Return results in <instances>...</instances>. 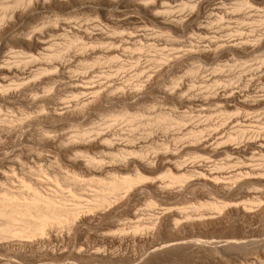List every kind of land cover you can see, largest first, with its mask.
I'll return each mask as SVG.
<instances>
[{
	"label": "rangeland",
	"instance_id": "374dc122",
	"mask_svg": "<svg viewBox=\"0 0 264 264\" xmlns=\"http://www.w3.org/2000/svg\"><path fill=\"white\" fill-rule=\"evenodd\" d=\"M162 1L163 0H155V1L154 0H128V2H127V0L126 1L122 0L121 1L122 4H119V6L115 5L116 7L115 6H106V5H101L102 6L101 7L98 4H95L93 7H88V8H87V6H84L85 7L84 8L83 5L80 6L78 4L72 5V6H70V5L58 6V7L56 6L57 8L50 9V11L48 10V11H46L44 13H40V14H39V12L35 13V15L37 14L39 18L37 17V15L36 16L34 15L33 16L34 18L31 17L30 20L28 19L30 22L28 20L25 21L22 24V27L24 26V28H26L30 32L33 29H36V28L38 29L41 27H42L41 28L42 31L43 30L45 31V32L43 31L44 33L49 32V34L51 36L48 35V33H47L46 39L47 40L49 39V41L51 40L52 43L50 41V44H53V45L49 46V50H50L49 52H52L54 49H56L58 47L57 44L58 45L61 44L60 42L63 43L64 39L66 37L63 34V31H61V30H60V33H59V31H56L58 33H56V32L52 33L50 30V27L52 28L54 20H56L54 23V25H55L57 23V21L60 22L59 19H61V21H64V20L68 21L69 25L73 26L75 28H80L81 26H82L81 28H84L83 25L84 26L90 25L89 26L90 31L95 30V32H96V30H98L99 28L102 31H103V29H106V31H108V32L104 33L105 31H103V33H104L103 35L104 36L108 35L109 39L112 37H115L117 35L119 36L120 34L121 35L119 36V38L123 34L122 40L126 36L125 37L126 39H124V41L126 40L127 42H129L130 41L129 39H131L133 37H135V39H136V37H138V39H136V41H135V39L133 38L134 41L132 40L131 41L132 43L130 42L128 44L126 41L125 42L119 41L121 43H118V41H117L115 44L117 45L116 48H119V49H117V51H116V49L114 48L115 44L111 45V46L109 44L108 45L105 44L108 41L107 40L108 38H106L108 36H105L106 40H103L104 38H102V37H104V36H102V37L97 36V38L99 37L98 39L102 38V40L106 41V42H103L104 44H93V45L89 46L86 49V51H84L85 53L83 55H80L81 57L78 56V54H76L77 51L75 48H72L68 52H66V55L64 58H66L67 61H65V62L62 61L64 63L63 65H65L62 68L64 69L66 67V69L65 70L62 69L63 71H61V68H60V70H57L58 75H61V77L57 76L58 81H57L56 76H54V75L52 76V77H54V79H56L55 82L57 81L56 83L54 82V84H53L54 85L53 90L45 91L46 90V88H44V87H46L45 83H44V86L43 85L40 86V88L43 87V89H45V90H41V89L38 90V92L43 91V92H39L40 93L39 95H44V94L48 95V96L52 95V97H50L52 99L49 98L50 101H48V103H47V101H45L47 103L46 108H45V104H44L45 102H43L44 108H45L44 111L40 110V113H39L38 109L36 107L34 108L33 106L30 107V105H28L30 108V110H29L27 104H26V106L24 105V107H26L25 108L26 110L24 108H22V109H24V112L25 111H26V113L30 112L29 113L30 117H33L34 119L30 118L32 120L27 119V120L23 121L24 123L22 124V126L19 130V131H21V135H20L19 131H18L19 132L18 134H15L16 135L15 137L12 136V139L9 137H6L8 135H3L4 137L2 136V138L0 139V144H2V146H6V147L7 146L8 147L13 146L14 148L11 147L12 152L14 151L12 153L13 156H16V158H19L20 160H22V163L19 166L28 168L29 165L27 163H24L23 161L25 159V161L27 162V157L30 156V153L32 151H33L32 153H34L36 151V149H38V151L40 150L42 154L48 153L49 155L47 154V156H50L53 154L51 151H49V150H53L51 147L39 146V145H35V144H32L31 142H29L30 139L34 140L36 135L40 131H42V130L44 131L45 128H46V130H48V129L51 130V131L48 130V131H50L51 135H56L58 137H62L64 139H69V140H70L69 137H71V140L73 139L72 136H74V139H78L77 137H80V135H79L80 133H81V137H82L85 132L87 134L90 133L89 135H87V136H90L91 134H93L95 132H103V131L109 130L110 132H112V133H110L108 131L110 134H112L111 137L114 140L121 142L123 144H127V146H129L130 148L133 147V149L138 151L137 152L138 155H139V153H143L142 154L143 161L149 160V161H151V163L153 165L155 164L154 165L155 167L151 164V167L147 168L148 170L144 167L141 168V166L137 167L139 172L142 173L143 175H145V177H146L145 178V183H147L146 187H143L142 189H140L141 191L144 189L142 192L140 191L139 193H137L138 192L137 191L136 195H134L135 198L131 197L132 195L129 196V199L130 198H133V199L129 200L128 196L124 195V196H126V199H125V197H123V199H122V200H124L123 203L125 202V204H123L124 206L123 205L120 206L118 208L120 211H118V209H117L118 212L117 211L115 212L116 217H114L113 220L116 219V221L118 222V227L114 228V230L116 229L115 230L116 235L119 234L118 236H120V234H121L120 237H122V235H123L124 238L123 237L122 238H123L124 242H122V244H112L110 242L103 244V246L106 247L105 250L107 252L109 250V252L106 254L112 255L115 258H118L119 264L124 263V262L125 263L128 262L127 264H129V262H130V264H241V263L242 264H264V260H263L264 259V238H263L264 237V149H261L257 146H256L257 148L254 147L255 142H258L260 139L264 138V97H263L264 96V71H263L264 70V43H263L264 42V22H262V24H261V22H259V20L262 19L264 16V0H232V1L231 0H202V2L200 0H178L177 2L175 1V2H172L170 4H167L166 2H164L165 8L167 10L165 13L158 15V18H153L150 14L148 15V13L143 12V10L140 9V7H137L138 2H142V3H146V2L158 3L159 2V3H161ZM198 2H200V4H198ZM242 2L243 3L247 2V5H246L247 7L244 6V7H241L242 9L237 10L238 5H240V3L242 4ZM166 6H170V7H166ZM172 6H173V8H172ZM100 7H101V9H100ZM89 8H90V10H89ZM55 10H57V11H55ZM245 12L247 14L244 16ZM102 13H104V14H102ZM52 14H54V15H52ZM62 15H64V16H62ZM261 15H263V16H261ZM52 16H53L54 20L52 19ZM218 16H220V18H222V19L217 20V19H219ZM66 17H68V18H66ZM163 18H165V19H163ZM173 19L174 20L182 19V21H183L181 23L182 26L180 27V30H178V32L175 31L176 33L174 32V30H170L169 27H167L163 23V20L169 21V20H173ZM46 20H48V21H46ZM107 20H108V22H107ZM99 21H100V23H99ZM34 22L36 24H34ZM41 24H43V25H41ZM50 24H52V25L50 26ZM85 24H87V25H85ZM163 24H164V26H163ZM78 25H80V26H78ZM93 25H94V28H93ZM35 26H36V28H35ZM113 26H114V28H112ZM201 26L209 28V30L212 33L211 36L214 35V36H216V39H217V40H215V38H211V40H215L216 42L215 41H212V42L207 41L208 39L204 38L203 35H200V33L197 30ZM109 27H111L113 30L111 31V28L109 29ZM115 27H116L117 32L115 33V35H113L115 32ZM31 28H33V29L31 30ZM91 28H93L94 30ZM95 32H92V33H94L93 35L95 37L93 35L90 36V37L93 36L91 38L92 40H95L94 38H96ZM109 32L110 33L113 32L112 35L107 34ZM60 35H63V36H60ZM180 35H182V36H180ZM84 36L86 37L87 34H85ZM127 36L129 39L127 38ZM140 36L141 37L143 36V38H141ZM85 37H84V39H85ZM90 37H88V38L86 37V39H89L87 41H92L90 39ZM153 38H155V39H153ZM238 38H240V39H238ZM163 39H165V40H163ZM234 39H235V42L240 43L239 46L237 47L238 49L237 48H232V49L227 48V46L230 43L231 44L233 43ZM157 40H158V42H157ZM179 40H181V41H179ZM123 42L126 44H124ZM213 43L214 44L217 43L216 46ZM219 43L222 46L224 44V46L219 47V45H218ZM54 44H56V45H54ZM10 45H12V47H10ZM17 45H18L17 43L8 44L5 47L6 49L5 48L3 49L2 54L3 55H13V53L15 51L16 52H20V51H24V50H25L24 52L29 51L28 48H25L23 50V48L20 45H18V46ZM244 45H247V46H244ZM248 45H253L254 47L253 46L250 47ZM19 46L22 49H20ZM108 46H109V50L107 49ZM213 46H214V48H213ZM217 46H218V48H217ZM102 47L105 48L106 50L104 49V51H101V52L98 51L99 49L103 50ZM93 48L95 51L93 50ZM30 49H31L30 51H33V48L30 47ZM96 49L98 52H96ZM114 49L116 52L114 51ZM89 50H91V51H89ZM92 50L94 51V54H93ZM38 51L39 50H37V52ZM87 51L89 52V54ZM106 51H108V52H106ZM193 51H194V54L192 53ZM37 52H35V53H37ZM199 53H200V55H199ZM67 54H68V56H67ZM85 55H87V56H85ZM169 55H170V57H169ZM76 56H78V57H76ZM195 56H197L198 59H196L197 57H195ZM83 57L86 60L83 59ZM129 57H131V58H129ZM175 60H177V61H175ZM201 60H202V62L203 61L204 62L203 63L200 62ZM216 60H217V62H216ZM53 72L56 75L55 69L54 70L50 69L48 71H44L42 73V76L44 78L46 77L45 80L46 79L50 80L51 76H49V75H52ZM59 72H61V73H59ZM62 72H63V74H64V72H66V73L63 75ZM87 74H89L91 76H89ZM67 76H68V78H67ZM85 76H86V78H85ZM48 77H49V79H48ZM70 77L72 79H70ZM150 78H152V79H150ZM73 79H74V81H73ZM61 80H63V81H61ZM71 80L73 81V85L75 84L76 81H78L77 82L78 84L87 85V83H85V82H88V86H92L94 84V86L96 85L97 87L98 86L102 87L104 84V86L102 88L98 87L99 90L101 89L100 90L101 92H103L105 90V88L107 89L108 87H111L112 85H114L115 87H117V85H118L119 88L113 87L115 90L113 88H112L113 90L112 89L107 90L108 92L112 90V91H114L113 93H115V94H113L111 92H109L110 94L107 92H103L101 94H94V93H90L88 91H86V92L81 91L80 92V91L74 90V86L71 84L72 82L68 83ZM148 81L150 84L148 83ZM62 82L63 83L67 82V83L63 84ZM139 82L144 84L142 86V88L140 89L141 94L143 96L141 94H139L136 96V98L132 97L133 95L131 96V94H129V92H127V91H129V88L130 89L136 88L134 85H136ZM49 83H52V82L50 81ZM110 83H111V85H109ZM182 83H183V85H181ZM70 85H71V87H70ZM59 86H60V89H58ZM180 86L183 89L186 87L188 88V89L186 88V89L182 90L183 94L182 93L181 94L184 96V98L188 99L190 102H187L186 100H184L183 101L184 103H179V102L177 103V101H175V99H173V98L171 99L170 96L167 97L164 94V91H169L171 89H176L178 87L180 88ZM122 88L124 91L122 90ZM197 89H198V91H197ZM44 91L46 93H44ZM30 92L32 93V91L27 92L29 94V95H27V98L28 97L30 98ZM57 92H60V93H57ZM125 92L128 94H126ZM222 92H227V94H229V95L233 93V94L238 96V99L230 100V101L223 103V104L222 103L216 104V102L214 104L213 99L215 98V96L218 93L221 94ZM55 93H57L58 96ZM104 93H105V95H103ZM108 94H109V96L113 94V96H111V98H110L108 96ZM118 94L120 96H118ZM99 95H101V96L103 95L102 96L103 98L100 97ZM89 96L90 97L93 96V98L92 97L90 98ZM94 96H96V97L99 96L101 100L97 99ZM202 96H203V98H202ZM119 97H120V99H118ZM204 98H207V99H204ZM244 98L247 100L249 99L248 101L251 100L250 101L251 104L253 103L252 106H251V104L250 105L243 104L240 99H244ZM90 99H91L92 103L90 102ZM167 99L170 101H168ZM195 99H197V100L203 99V101H205L206 103L204 102L203 106H202V105H200V102L197 103L195 101H191V100H195ZM105 100H106V102H105ZM57 101H58V103H57ZM84 101H85V104H83ZM86 101H89V103ZM121 101L124 102L123 105H120V104H122ZM99 102H101V103H99ZM40 104H42V102ZM87 104H88V106H87ZM92 104H94V105L92 106ZM212 104H213V106H212ZM69 105H70V107H69ZM73 105H74V107L72 108L71 106H73ZM75 105L76 106L80 105L82 108L84 105V107H85L83 109L84 111L82 109L80 110V108H81L80 106L76 108ZM110 105H112L113 107H111ZM64 106H68V107L64 108L65 112H66V109H70V110L71 109H75V110L77 109V111L80 110V112H77V111L73 112V113L69 112L70 114L66 113V115L63 114L64 116L62 115V117L53 118V116H52L53 112H56V111L60 112L59 110H61V109L63 110V108H61V107H64ZM117 106H118V108H117ZM126 106H132V108L136 107V108H133V109H135V110H133V112H135L137 114L139 113V114H138V120H136L137 122L135 121L134 123H138V125L133 124V122H131L132 123V125H131L130 122L128 123V121H126L125 119H123V120H125L123 122H120V120H119L118 122H115L113 125H110L109 123H110V120L112 118L111 114H117V112L120 113V111L122 112L123 111L122 108H124ZM247 106H250V107H247ZM138 107H139V109H138ZM33 110H35V111H33ZM200 110H202V111H200ZM219 110H221V111H219ZM246 110H247V112H245ZM42 111L43 112L46 111V114L43 113ZM71 111H73V110H71ZM63 112H64V110H63ZM161 112H165V113L168 112V114L172 112L171 114L175 115L173 117H176V116L178 117V118L176 117L175 119H177V120L180 119V120H178L180 122L182 121L181 124L179 125L180 127H177V128L173 127L172 130L170 129L168 131H163L157 126L158 129L154 128L153 133L150 134V132H149V130H150L149 126L150 125L148 126L147 123H149V121L150 122L153 121L152 119L155 118L156 116H158ZM76 113H77V115H76ZM224 113H225V115H224ZM226 114H229L230 116H228V115L226 116ZM81 117L84 119H82ZM151 117H153V118H151ZM36 118H38V119H36ZM228 118H229V120H228ZM148 119H150V120H148ZM223 119H224L225 123H223L224 122ZM47 120H49V121H47ZM236 120H237V122H236ZM25 122H26V124H25ZM83 122H85V123L82 124ZM218 122H219V124H218ZM42 123L44 125H41ZM75 123H76V125H75ZM127 123L130 125L128 126ZM140 123H141V125H143L141 128H140V126H141ZM45 124H46V126H45ZM207 124H208V127H207ZM211 124H213L215 126V129H219V131L217 130L219 132L218 133L219 136H218V134H216L218 137H216L215 135H212L213 137L211 135H210V137H208L209 136L208 133L212 129H214L213 128L214 126ZM215 124H217V125H215ZM135 125L138 126V129L136 128L138 131L135 130ZM130 127H131V129H133L135 131H131L129 129ZM152 127L153 126H151V128ZM206 127H207V130L209 129V131H206V129H205ZM26 129H27V131L25 132ZM196 129L200 130L198 132H201V130H202L201 135H200V137L202 136L201 139L196 140L195 137L193 138L191 136L192 135L191 133L193 131H195V132L197 131ZM28 130H30L31 133H30V131L28 132ZM146 130H148V132ZM240 130H244L246 132L245 133L246 137L245 136L241 137V138L237 137L236 134H238V132ZM144 131L147 133L145 134ZM188 131H190V132H188ZM220 132H221V134H220ZM86 133H85V135H86ZM233 133L236 136H234ZM127 134H129V136L131 134L133 136V134H134L132 141L129 140L131 136L129 137ZM33 135H34V137H33ZM226 135H229L231 137L227 136V138H226ZM247 135H249V136H247ZM19 136L21 138H19ZM17 137L19 138V140ZM116 138H118V139H116ZM228 138H231V139L234 138V139L228 140ZM9 140L11 142H9ZM203 140L207 141V143L205 145H208V146H205L203 144V142H204ZM19 141H20V143H19ZM162 142H164L165 144H162ZM171 143H173V145ZM12 144H14V145H12ZM31 145H33L34 148L31 147ZM162 145L163 146L166 145L167 150L164 149L165 147H163ZM212 145H213V147H212ZM160 146H162V148H160ZM158 147H159V149H158ZM48 148H49V150H48ZM34 149H35V151H34ZM203 149H205V150H203ZM29 150H31V151H29ZM126 152L130 153L131 151L129 150ZM94 153L95 152H93V154H91V155H94V156L96 155V157H98V158L101 157L105 161H110L109 158L111 156H109L108 154H104V153L101 154L102 152H97V151H96V153H98V154H96V153L94 154ZM16 154H18V155H16ZM130 155L126 156L127 159H133L134 156H135V158H139L138 156L136 157V154L132 153ZM132 155H133V157H132ZM146 159H148V160H146ZM168 160H169V163H168ZM161 162L163 164H161ZM64 167L65 166H63L62 172H65V170L68 169V167H66V169ZM130 167L127 170L124 169L121 174H124V173L126 174V172H127V174L132 173L134 171L133 170L134 168H132V167L130 168ZM176 167H179V169ZM199 168H201V169H199ZM176 169H178V170H176ZM128 170H133V171H128ZM201 170H202V172H201ZM210 170H211V172H210ZM142 171H144V172H142ZM165 171H168V173H171L173 175H176V174L179 176L185 175L186 178L184 177V179H185L184 182L169 185L170 193H166V194L158 193V192H156V190L151 185V181H158V182L162 181V182L168 184V178L164 177ZM210 173H212V174H210ZM213 173L214 174L218 173L216 175L217 177L215 179L211 176L208 178V176H209L208 174L214 175ZM125 174L122 176H125ZM233 175H236V178H235V176L233 177ZM200 176H202V177H200ZM150 177L152 178V180ZM206 178H208V179H206ZM211 178H213V179H211ZM232 178H234V179H232ZM159 179H160V181H159ZM209 179L211 181L213 180L214 184L211 183V181ZM206 180H208V181H206ZM205 181H206V183H205ZM149 183H150V185H149ZM202 183H203V185H202ZM241 183H243L244 185ZM191 185H192V187H191ZM206 185H208V186L206 187ZM214 185H217V186H214ZM236 187H238V188H236ZM145 189H146V191H145ZM181 191H182V193H181ZM206 191H208V192H206ZM152 192H153V194H152ZM154 192H155V194H154ZM215 192H216V194H215ZM228 192H230V193H228ZM137 194H139L138 195L139 197H137ZM147 194H148V196H147ZM143 197L145 198V200ZM147 197L149 199H147ZM150 199L151 200L154 199L153 201L156 202V203L154 202L156 205H155V207L153 206L154 208L152 207L153 209L146 207L147 206L146 202H148V200H150ZM240 199H242V200H240ZM208 201H210L209 203H212L214 201L215 202L219 201V202L225 203L226 209L221 211V212H217L214 210L212 211L209 208V205H208L209 203L207 204ZM128 202L130 205L128 204ZM130 202H132V203H130ZM203 202L206 203V206L208 205V207H206ZM201 203L203 204V207H202ZM198 204H200L201 206ZM138 205H139V207H138ZM194 206H199V207H196V208H198V211ZM204 206L206 207V210H205ZM121 207L125 210H122ZM163 208H164V210H162ZM199 208H201V209L199 210ZM207 208H208V210H207ZM240 208L242 210H243V208H245L247 210L248 214L246 215V217ZM235 210H236V212H233ZM162 211H163V213H162ZM210 211H211V213H210ZM177 212L179 215L177 214ZM222 212H224V213H222ZM145 215H147V216H145ZM161 216L163 217V219ZM212 216H214V218ZM164 217H166L165 220H164ZM167 217H168V219H167ZM173 218H176V219H173ZM119 220L121 221V223ZM198 220H199V222H198ZM170 221H172V222H170ZM150 223L151 224L153 223V224L150 225ZM173 223H175V225ZM136 224H139V226L141 225L140 227H145L148 224L147 226L150 229L146 226L147 228L145 227L142 231H139V233H133L132 227H134V225H136ZM143 224H144V226H142ZM101 225H103L102 227H104V226L106 227V225L104 223H102ZM123 228H124V230H123ZM111 230L114 232L113 229H111ZM144 230H145V232H144ZM155 230H156V232H155ZM139 235H140V237H139ZM133 236H134V238H133ZM210 238H212V239H210ZM170 239H176V242L179 241L180 244H179V242H177V244H178L177 246H173L171 248L168 247V249L166 251L164 250L163 253H162V251H158V252H153L155 254H152V250H150L151 246H154V244L158 245V243L161 244L160 243L161 241L163 243V241L166 242ZM178 239H180V240H178ZM197 239H199V241ZM225 239L226 240L227 239H229V240L235 239V241L237 240L236 242H238V244H237V246H231V245L226 246V242L222 241ZM188 241H191V242H188ZM149 242H151V243H149ZM176 242L174 241V243H176ZM181 242H183V243H181ZM198 243H199V245H198ZM181 244H183V245H181ZM200 244H202V245H200ZM241 244H244V245H241ZM197 245L200 247L198 248ZM205 245H207V246L203 247L204 250L201 249L202 248L201 246H205ZM107 248H108V250H107ZM133 251H134V253H133ZM149 251H151V253ZM157 253H161V255L157 254ZM140 254H142V255H140ZM146 254L147 255L149 254V255L147 256ZM128 255H130V256H128ZM133 256L135 258H133ZM153 256H155V257H153ZM141 257H142V259H141ZM120 259L123 262L120 261ZM155 259H157V261ZM258 259H259V261H258ZM133 260H135V261H133ZM97 262L98 261H95L93 263L94 264H113V263H107L108 261L105 263H103V262L97 263ZM134 262H136V263H134ZM116 264H117V262H116Z\"/></svg>",
	"mask_w": 264,
	"mask_h": 264
},
{
	"label": "bare ground",
	"instance_id": "6f19581e",
	"mask_svg": "<svg viewBox=\"0 0 264 264\" xmlns=\"http://www.w3.org/2000/svg\"><path fill=\"white\" fill-rule=\"evenodd\" d=\"M122 0H0V139L2 138L3 135H8L6 137H9L12 139V136L15 137V134H18L20 132L21 135V131L20 128L22 126V124L24 123V120L33 118L30 117V112L26 113V111L24 112V109L26 107H24V105L27 106L30 105L33 106L34 108L36 107L38 109V112L40 113V110H43L46 108V104L48 103V101H50V97H52V95L48 96V95H39V92H43V91H39V89L41 90H45L42 88H40V86H44V83L46 84L44 88H46L45 91H51L54 88V82L56 79H54V76H60L58 75L57 70L61 71L65 70L66 67L63 69L62 67L65 66L63 65L64 63L62 61H67L65 57L66 52H68L70 49L75 48L78 56L83 55L86 51V49L93 45V44H104L103 40L105 39V36L108 35H103L104 33L108 32L106 31V29H103V31H105L103 33L102 30H100V28L98 30L93 29L94 25H93V29L96 35V38H94L95 40H92L91 38L94 36L91 31H90V25L84 26V28H75L73 26H70L68 21H61V19H59L60 22L57 21V23L54 25L55 21L53 16L52 19L54 20L53 25L50 24V26L52 25V28L50 27L51 32H56L60 30L63 31V34L66 36L64 39V42H60L61 44L58 45L57 44V48L54 49L52 52H49V46L53 45L50 44L49 39H46V34L42 31V27L41 28H35L33 29L31 28V32L28 31L26 28H24V26L22 27V24L27 21L28 19L30 20V18H34L33 16L35 15V13H44L46 11H50V9L53 8H57L58 6H72V5H83L88 7H93L95 4L98 5H106V6H115L121 3ZM126 1V0H125ZM155 1V0H154ZM177 2L178 0H163L161 3H156V2H152V3H142V2H138V6L140 7V9L143 10V12L148 13V15L150 14L153 18H158V15L163 14L166 12V8L164 5V2H166L167 4H170L172 2ZM202 2V0H200ZM232 1V0H231ZM128 2V0H127ZM126 2V3H127ZM124 3V2H123ZM198 4H200V2H198ZM134 5V4H133ZM247 2L242 4L240 3V5H238V9H242L241 7H247ZM57 6V7H56ZM97 6V5H96ZM181 6V5H180ZM76 7V6H75ZM79 7V6H78ZM102 7V6H101ZM100 7V9H101ZM105 7V6H104ZM116 7V6H115ZM166 7H170V6H166ZM61 8V7H60ZM67 8V7H66ZM77 8V7H76ZM85 8V7H84ZM99 8V7H98ZM173 8V6H172ZM73 9V8H72ZM106 9V8H105ZM110 9V8H109ZM114 9V8H113ZM120 9V8H119ZM139 9V8H138ZM235 9V10H236ZM245 9V8H244ZM249 9V8H248ZM90 10V8H89ZM121 10V9H120ZM209 10V9H208ZM57 11V10H55ZM67 11V10H66ZM178 11V10H177ZM199 11V10H198ZM255 11V10H254ZM73 12V11H72ZM83 12V11H82ZM111 12V11H110ZM53 13V12H52ZM56 13V12H55ZM54 13V14H55ZM106 13V12H105ZM113 13V12H112ZM120 13V12H119ZM168 13V12H167ZM166 13V14H167ZM172 13V12H171ZM196 13V12H195ZM52 14V15H54ZM59 14V13H58ZM61 14V13H60ZM68 14V13H67ZM77 14V13H76ZM104 14V13H102ZM131 14V13H130ZM247 13L245 12L244 16ZM37 15V14H36ZM35 15V16H36ZM65 15V14H64ZM62 15V16H64ZM79 15V14H78ZM87 15V14H86ZM209 15V14H208ZM238 15V14H237ZM58 16V15H57ZM61 16V15H60ZM89 16V15H88ZM96 16V15H95ZM100 16V15H99ZM107 16V15H106ZM176 16V15H175ZM190 16V15H189ZM243 16V15H242ZM243 16V17H244ZM263 16V15H261ZM38 17V15H37ZM47 17V16H46ZM55 17V16H54ZM83 17V16H82ZM132 17V16H131ZM187 17V16H186ZM39 18V17H38ZM50 18V17H49ZM68 18V17H66ZM98 18V17H97ZM104 18V17H103ZM185 18V17H184ZM196 18V17H195ZM209 18V17H208ZM219 19L217 20H221L222 18H220V16H218ZM246 18V17H245ZM259 18V17H258ZM262 18V17H261ZM83 19V18H82ZM93 19V18H92ZM91 19V20H92ZM165 19V18H163ZM28 20V21H29ZM40 20V19H39ZM45 20V19H44ZM63 20V19H62ZM115 20V19H114ZM33 21V20H32ZM48 21V20H46ZM72 21V20H71ZM75 21V20H74ZM149 21V20H148ZM159 21V20H158ZM30 22V21H29ZM36 22V21H35ZM34 22V24H36ZM44 22V21H43ZM62 22V23H61ZM87 22V21H86ZM97 22V21H96ZM108 22V20H107ZM110 22V21H109ZM151 22V21H150ZM182 19H178V20H163V23L169 27L170 30H174L178 32V30H180V27L182 26ZM196 22V21H195ZM216 22V21H215ZM259 22H264V16L262 19L259 20ZM52 23V22H51ZM98 23V22H97ZM100 23V21H99ZM103 23V22H102ZM118 23V22H117ZM190 23V22H189ZM188 23V24H189ZM48 24V23H47ZM71 24V23H70ZM109 24V23H108ZM111 24V23H110ZM163 24V26H164ZM201 24V23H200ZM29 25V24H28ZM43 25V24H41ZM107 25V24H106ZM80 26V25H78ZM100 26V25H99ZM102 26V25H101ZM108 26V25H107ZM146 26V25H145ZM154 26V25H153ZM156 26V25H155ZM198 26V25H197ZM32 27V26H31ZM38 27V26H37ZM40 27V26H39ZM92 27V26H91ZM136 27V26H135ZM139 27V26H138ZM111 27H109L110 29ZM114 28V26L112 27ZM111 28V31L113 30ZM120 28V27H119ZM165 28V27H164ZM223 28V27H222ZM96 29V28H95ZM166 29V28H165ZM228 29V28H227ZM232 29V28H231ZM49 30V31H50ZM119 30V29H118ZM136 30V29H135ZM145 30V29H144ZM148 30V29H147ZM225 30V29H224ZM29 33H28V32ZM110 31V30H109ZM110 31V32H111ZM159 31V30H158ZM200 35H203L204 38L208 39L207 41H215L216 36L212 35L211 36V31L209 30V28L206 27H199L197 30ZM245 31V30H244ZM255 31V30H254ZM263 31V30H262ZM107 33V34H111L112 33ZM116 27H115V32L113 35H115L116 33ZM121 32V31H120ZM172 32V31H171ZM186 32V31H185ZM217 32V31H216ZM58 33V32H56ZM62 33V32H61ZM135 33V32H134ZM176 33V32H175ZM196 33V32H195ZM85 34H87V38L90 37L91 35H93L92 37H90V39L92 41H87L89 39H86V37L84 36ZM154 34V33H153ZM156 34V33H155ZM246 34V33H245ZM255 34V33H254ZM45 35V36H44ZM47 35V36H48ZM89 35V36H88ZM121 35V34H120ZM119 35V36H120ZM126 35V34H125ZM143 35V34H142ZM183 35V34H182ZM180 35V36H182ZM187 35V34H186ZM194 35V34H193ZM51 36V35H50ZM63 36V35H60ZM97 36H104L102 38H104L102 40L98 39ZM118 36V35H117ZM112 37L109 39V36L106 37L108 38L107 43L105 44H109L114 45L117 41L118 43H121L119 41H124V39H126L124 37V39L122 40L123 34L122 36L119 38V36L117 37ZM228 36V35H227ZM237 36V35H236ZM85 37V39H84ZM95 37V36H94ZM130 37V36H129ZM133 37V36H132ZM141 37V36H140ZM139 37V38H140ZM170 37V36H169ZM186 37V36H185ZM128 38V36H127ZM131 38V37H130ZM135 39V37H133ZM131 38L129 39L127 42L130 43L132 40L134 41V39ZM143 38V36L141 37ZM140 38V39H141ZM163 38V37H162ZM200 38V37H199ZM211 38H215V40H211ZM247 38V37H246ZM60 39V38H59ZM62 39V38H61ZM136 39H138V37H136ZM135 39V41H136ZM155 39V38H153ZM152 39V40H153ZM233 39V38H232ZM240 39V38H238ZM248 39V38H247ZM86 40V41H85ZM144 40V39H143ZM165 40V39H163ZM174 40V39H173ZM188 40V39H187ZM186 40V41H187ZM124 41V42H125ZM148 41V40H147ZM181 41V40H179ZM240 41V40H239ZM123 42V43H124ZM158 42V40H157ZM209 42V43H210ZM216 42V41H215ZM218 42V41H217ZM230 42V41H229ZM235 39L233 41V43L229 44L227 46V48L232 49V48H237L239 46L240 43L235 42ZM241 42V41H240ZM11 43H17L18 45H20L23 50L25 48H28L29 51L28 52H24V51H20V52H14L13 55H3L2 51L3 49ZM52 43V41H51ZM117 43V44H118ZM122 43V44H123ZM132 43V42H131ZM174 43V42H173ZM260 43V42H259ZM264 43V42H263ZM121 44V45H122ZM126 44V43H124ZM123 44V45H124ZM140 44V43H139ZM165 44V43H164ZM171 44V43H170ZM192 44V43H191ZM203 44V43H202ZM206 44V43H205ZM214 44V43H213ZM217 44V43H216ZM216 44H214L216 46ZM227 44V43H226ZM17 45V46H18ZM56 45V44H54ZM122 45V46H123ZM134 45V44H133ZM178 45V44H177ZM190 45V44H189ZM196 45V44H195ZM219 47H223V46L219 43L218 44ZM263 45V44H262ZM14 46V45H13ZM19 46V47H20ZM106 46V45H105ZM115 46V47H114ZM113 47L116 49L117 45L115 44ZM121 46V47H122ZM175 46V45H174ZM198 46V45H197ZM203 46V45H202ZM212 46V45H211ZM242 46V45H241ZM247 46V45H244ZM250 47H252L253 45H248ZM10 47H12V45H10ZM20 47V49H22ZM31 48H33V51H30ZM56 47V46H55ZM99 47V46H98ZM104 47V46H103ZM102 47V48H103ZM139 47V46H138ZM181 47V46H180ZM193 47V46H192ZM206 47V46H205ZM210 47V46H209ZM254 47V46H253ZM18 48V47H17ZM101 48V47H100ZM112 48V47H111ZM110 48V49H111ZM158 48V47H157ZM214 48V46H213ZM216 48V47H215ZM218 48V46H217ZM6 49V48H5ZM90 49V48H89ZM98 49V48H97ZM98 51H104L105 48H103V50L99 49ZM107 49L109 50V46L107 47ZM114 49V51H115ZM131 49V48H130ZM148 49V48H147ZM185 49V48H184ZM183 49V50H184ZM206 49V48H205ZM220 49V48H219ZM238 49V48H237ZM242 49V48H241ZM259 49V48H258ZM261 49V48H260ZM8 50V49H7ZM27 50V49H26ZM37 50H39L37 52ZM94 50V48H93ZM92 50L93 54L94 51ZM106 50V49H105ZM129 50V49H128ZM172 50V49H171ZM179 50V49H178ZM197 50V49H196ZM202 50V49H201ZM9 51V50H8ZM73 51V50H72ZM91 51V50H89ZM113 51V50H112ZM115 51V52H116ZM147 51V50H146ZM164 51V50H163ZM222 51V50H221ZM224 51V50H223ZM233 51V50H232ZM235 51V50H234ZM259 51V50H258ZM37 52V53H35ZM88 52V51H87ZM108 52V51H106ZM188 52V51H187ZM196 52V51H195ZM203 52V51H202ZM220 52V51H219ZM132 53V52H131ZM175 53V52H174ZM194 54V51L192 52ZM197 53V52H196ZM215 53V52H214ZM233 53V52H232ZM7 54V53H6ZM89 54V52H88ZM99 54V53H98ZM106 54V53H105ZM217 54V53H216ZM113 55V54H112ZM200 55V53H199ZM225 55V54H224ZM233 55V54H232ZM68 56V54H67ZM76 56V57H78ZM87 56V55H85ZM89 56V55H88ZM124 56V55H123ZM155 56V55H154ZM174 56V55H173ZM180 56V55H179ZM81 57V56H80ZM79 57V58H80ZM137 57V56H136ZM170 57V55H169ZM197 57V56H195ZM246 57V56H245ZM78 58V59H79ZM88 58V57H87ZM116 58V57H115ZM131 58V57H129ZM172 58V57H171ZM174 58V57H173ZM184 58V57H183ZM217 58V57H216ZM65 59V60H64ZM77 59V60H78ZM83 59H85L83 57ZM198 59V57L196 58ZM195 59V60H196ZM219 59V58H218ZM86 60V59H85ZM94 60V59H93ZM99 60V59H98ZM179 60V59H178ZM215 60V59H214ZM235 60V59H234ZM171 61V60H170ZM177 61V60H175ZM207 61V60H206ZM71 62V61H70ZM73 62V61H72ZM107 62V61H106ZM144 62V61H143ZM186 62V61H185ZM202 62V60L200 61ZM204 62V61H203ZM202 62V63H203ZM217 62V60H216ZM84 63V62H83ZM96 63V62H95ZM99 63V62H98ZM174 63V62H173ZM181 63V62H180ZM46 64V65H45ZM97 64V63H96ZM118 64V63H117ZM164 64V63H163ZM177 64V63H176ZM211 64V63H210ZM45 65V66H44ZM67 65V64H66ZM83 65V64H82ZM92 65V64H91ZM201 65V64H200ZM68 66V65H67ZM70 66V65H69ZM238 66V65H237ZM253 66V65H252ZM89 67V66H88ZM96 68V67H95ZM203 68V67H202ZM50 69H55L56 75L55 73L50 77V80H45V78L42 76V73L44 71H48ZM63 69V70H62ZM263 69V68H262ZM136 70V69H135ZM70 71V70H69ZM160 71V70H159ZM255 71V70H254ZM264 71V70H263ZM192 72V71H191ZM61 73V72H59ZM66 72H64L65 74ZM63 74V72H62ZM63 74V75H64ZM68 74V73H67ZM89 75V74H87ZM170 75V74H169ZM195 75V74H194ZM218 75V74H217ZM238 75V74H237ZM251 75V74H250ZM91 76V75H89ZM88 76V77H89ZM122 76V75H121ZM153 76V75H152ZM58 77H57V81H58ZM63 77V76H62ZM84 77V76H83ZM193 77V76H192ZM68 78V76H67ZM74 78V77H73ZM86 78V76H85ZM128 78V77H127ZM144 78V77H143ZM222 78V77H221ZM49 79V77H48ZM70 79H72L70 77ZM69 79V80H70ZM149 79V78H148ZM152 79V78H150ZM181 79V78H180ZM245 79V78H244ZM262 79V78H261ZM76 80V79H75ZM80 80V79H79ZM142 80V79H141ZM160 80V79H159ZM46 81V82H45ZM52 83H49V82ZM56 81V82H57ZM63 81V80H61ZM74 81V79H73ZM73 81L71 80L68 83H71L73 85ZM114 81V80H113ZM139 81V80H138ZM146 81V80H145ZM155 81V80H154ZM175 81V80H174ZM192 81V80H191ZM190 81V82H191ZM213 81V80H212ZM55 82V83H56ZM78 81L75 82L74 86V90L77 91H83V92H90V93H94V94H101L103 92H111L113 93L114 91H112L115 87L114 85H112L111 87H108L107 89L105 88V90L103 92H101L99 90L98 87L100 86H94V84L92 86H88V82L87 85H82V84H78ZM83 82V81H82ZM81 82V83H82ZM117 82V81H116ZM137 82V81H136ZM144 82V81H143ZM161 82V81H160ZM177 82V81H176ZM181 82V81H180ZM244 82V81H243ZM63 83V82H62ZM67 83V82H66ZM63 83V84H66ZM77 83V84H76ZM84 83V82H83ZM91 83V82H90ZM100 83V82H99ZM106 83V82H105ZM114 83V82H113ZM122 83V82H121ZM149 83V81H148ZM147 83V84H148ZM152 83V82H151ZM163 83V82H162ZM52 84V85H51ZM59 84V83H58ZM108 84V83H107ZM146 84V85H147ZM150 84V83H149ZM157 84V83H156ZM160 84V83H159ZM69 85V84H68ZM90 85V84H89ZM111 85V83L109 84ZM144 84H142L141 82L137 83L136 85H134L136 88L130 89L129 88V94H131L132 97H135L139 94H141V88ZM145 85V86H146ZM171 85V84H170ZM183 85V83L181 84ZM56 86V85H55ZM65 86V85H64ZM104 86V84H103ZM102 86V87H103ZM148 86V85H147ZM153 86V85H152ZM166 86V85H165ZM63 87V86H62ZM71 87V85H70ZM100 87V88H102ZM106 87V86H105ZM114 87V88H113ZM121 87V86H120ZM159 87V86H158ZM57 88V87H56ZM69 88V87H68ZM113 88V89H112ZM119 88V87H118ZM126 88V87H125ZM151 88V87H150ZM156 88V87H155ZM187 88V87H186ZM184 88V89H186ZM58 89H60V86L58 87ZM111 91H107L110 90ZM128 89V88H127ZM146 89V88H145ZM153 89V88H152ZM151 89V90H152ZM160 89V88H159ZM183 88H176V89H171L169 91H164V94L167 97H171V99H175V101H177V103H184L183 101L186 100L187 102H190L188 99L184 98V96L182 95V90H184ZM188 89V88H187ZM196 89V88H195ZM115 90V89H114ZM121 90V89H120ZM123 90V88H122ZM144 90V89H143ZM148 90V89H147ZM28 91H32V93L30 92V98H27V95H29L27 92ZM44 91V93H46ZM56 91V90H55ZM124 91V90H123ZM163 91V90H162ZM198 91V89H197ZM65 92V91H64ZM67 92V91H66ZM74 92V91H73ZM184 92V91H183ZM214 92V91H213ZM219 92V91H218ZM27 93V94H26ZM50 93V92H49ZM60 93V92H57ZM55 93L57 96L58 94ZM68 93V92H67ZM106 93V94H107ZM117 93V92H116ZM124 93V92H123ZM126 93V92H125ZM147 93V92H146ZM153 93V92H152ZM158 93V92H157ZM182 93V94H181ZM42 94V93H41ZM48 94V93H47ZM85 94V93H84ZM110 94V93H109ZM108 94V96H109ZM115 94V93H113ZM110 95L109 97L111 98ZM128 94V93H126ZM251 94V93H250ZM105 95V93L103 94ZM102 95V96H103ZM124 95V94H123ZM122 95V96H123ZM142 95V94H141ZM55 96V95H54ZM100 97H102L101 95H99ZM96 97L97 99H100V97ZM107 96V97H108ZM118 96H120L118 94ZM127 96V95H126ZM130 96V95H129ZM143 96V95H142ZM146 96V95H145ZM83 97V96H82ZM90 97V96H89ZM93 98V96H91ZM90 97V98H91ZM124 97V96H123ZM141 97V96H140ZM211 97V96H210ZM264 97V96H263ZM50 98V99H49ZM58 98V97H57ZM67 98V97H66ZM95 98V99H96ZM103 98V97H102ZM139 98V97H138ZM158 98V97H157ZM203 98V96H202ZM214 98V97H213ZM96 99V100H97ZM115 99V98H114ZM120 99V97L118 98ZM131 99V98H130ZM129 99V100H130ZM207 99V98H204ZM238 99V96L235 94H227V92H222L221 94L218 93L215 98L213 99L214 104L216 102V104H220V103H226L230 100H235ZM55 100V99H54ZM88 100V99H87ZM94 100V99H93ZM101 100V99H100ZM99 100V101H100ZM122 100V99H121ZM168 100V99H167ZM241 102L245 105H250L251 104V100L248 101L247 99H240ZM47 101V103L45 102ZM109 101V100H108ZM124 101V100H123ZM170 101V100H168ZM174 101V102H175ZM185 101V102H186ZM191 101H195V102H200V105L203 106V103L205 101H203V99H195V100H191ZM42 102H45V108H44V104H40ZM77 102V101H76ZM81 102V101H80ZM83 102V101H82ZM89 103V101H86ZM91 102V99H90ZM106 102V100H105ZM111 102V101H110ZM115 102V101H114ZM117 102V101H116ZM122 102V101H121ZM128 102V101H127ZM132 102V101H131ZM135 102V101H134ZM137 102V101H136ZM142 102V101H141ZM212 102V101H211ZM257 102V101H256ZM54 103V102H53ZM58 103V101H57ZM92 103V102H91ZM101 103V102H99ZM98 103V104H99ZM103 103V102H102ZM129 103V102H128ZM176 103V102H175ZM206 103V102H205ZM255 103V102H254ZM41 106H40V105ZM80 104V103H79ZM85 104V101L84 103ZM111 104V103H110ZM124 102H122L123 105ZM135 104V103H134ZM209 104V103H208ZM211 104V103H210ZM221 104V105H222ZM241 104V103H240ZM253 104V103H252ZM251 104V106H252ZM94 104H92L93 106ZM115 105V104H114ZM119 105V106H120ZM127 105V104H126ZM130 105V104H129ZM145 105V104H144ZM173 105V104H172ZM205 105V104H204ZM230 105V104H229ZM258 105V104H257ZM256 105V106H257ZM80 105H75V107H79ZM86 106V105H85ZM88 106V104H87ZM86 106V107H87ZM111 107H113L112 105H110ZM199 106V105H198ZM213 106V104H212ZM243 106V105H242ZM32 107V108H33ZM51 107V106H50ZM68 106H64L61 107L63 108L64 112L65 109ZM70 107V105H69ZM72 108L74 107L71 106ZM81 107V106H80ZM102 107V106H101ZM141 107V106H140ZM245 107V106H244ZM250 107V106H247ZM24 108V109H22ZM29 108V106H28ZM27 108V109H28ZM55 108V107H54ZM53 108V109H54ZM60 108V107H59ZM84 105L83 108L81 107L80 110L84 109ZM92 108V107H91ZM118 108V106H117ZM136 108V107H133ZM132 106H126L123 109V111L120 113L117 112V114H111L112 118L110 120V125H113L115 122H118L120 120V122L123 121H128V123L130 122V124L132 125L131 122H133V124H137L138 123H134L136 120H138V114L133 112ZM259 108V107H258ZM50 109V108H49ZM58 109V108H57ZM56 109V110H57ZM139 109V107H138ZM191 109V108H190ZM225 109V108H224ZM250 109V108H249ZM23 110V111H22ZM26 110V109H25ZM30 110V108H29ZM36 110V109H35ZM33 110V111H35ZM48 110V109H47ZM63 110H59L60 112H53L52 116L53 118L55 117H62L63 114L66 115V113L69 112H76L77 109H71L73 111H71L70 109H66V112L64 113ZM75 110V111H74ZM79 110V109H78ZM77 111V112H80ZM109 110V109H108ZM111 110V109H110ZM114 110V109H113ZM116 110V109H115ZM119 110V109H118ZM147 110V109H146ZM166 110V109H165ZM168 110V109H167ZM203 110V109H202ZM200 110V111H202ZM211 110V109H210ZM245 110V109H244ZM18 111V112H17ZM42 111V112H43ZM62 111V112H61ZM84 111V110H83ZM101 111V110H100ZM199 111V110H198ZM221 111V110H219ZM226 111V110H225ZM224 111V112H225ZM262 111V110H261ZM113 112V111H112ZM158 112V111H157ZM210 112V111H209ZM212 112V111H211ZM218 112V111H217ZM223 112V111H222ZM228 112V111H227ZM247 112V110L245 111ZM32 113V112H31ZM38 113V114H39ZM46 114V111L43 112ZM172 113V112H171ZM171 113L168 114L165 112H161L158 116H156L155 118H153V121H149V123H147V125L150 127H148L147 129L149 130L150 134L153 133L154 128H157V126L163 130V131H168V130H172L173 127H180L179 125L181 124L180 119H175L176 117H173L175 115H172ZM51 114V113H50ZM70 114V113H69ZM79 114V113H78ZM208 114V113H207ZM221 114V113H220ZM37 115V114H36ZM48 115V114H47ZM68 115V114H67ZM72 115V114H71ZM77 115V113H76ZM80 115V114H79ZM98 115V114H97ZM225 115V113H224ZM230 116L229 114H226V116ZM240 115V114H239ZM64 116V115H63ZM83 116V115H82ZM96 116V115H95ZM141 116V115H140ZM139 116V117H140ZM155 116V115H154ZM225 116V117H226ZM69 117V116H68ZM71 117V116H70ZM41 118V117H40ZM39 118V119H40ZM52 118V117H51ZM79 118V117H78ZM82 118V117H81ZM80 118V119H81ZM90 118V117H89ZM178 118V117H177ZM181 118V117H180ZM208 118V117H207ZM34 119V118H33ZM38 119V118H36ZM45 119V118H44ZM84 119V118H82ZM125 119V120H123ZM222 119V118H221ZM225 119V118H224ZM223 119V121H224ZM227 119V118H226ZM235 119V118H234ZM263 119V118H262ZM32 120V119H30ZM43 120V119H42ZM58 120V119H57ZM88 120V119H87ZM122 120V121H121ZM150 120V119H148ZM147 120V121H148ZM229 120V118H228ZM41 121V120H40ZM39 121V122H40ZM49 121V120H47ZM52 121V120H51ZM71 121V120H70ZM140 121V120H139ZM146 121V120H145ZM199 121V120H198ZM215 121V120H214ZM219 121V120H218ZM28 122V121H27ZM42 122V121H41ZM53 122V121H52ZM64 122V121H63ZM137 122V121H136ZM143 122V121H142ZM141 122V123H142ZM212 122V121H211ZM220 122V121H219ZM218 122V124H219ZM222 122V121H221ZM232 122V121H231ZM237 122V120H236ZM33 123V122H32ZM68 123V122H67ZM85 122H83L82 124H84ZM127 123V124H128ZM140 123V125H141ZM202 123V122H201ZM225 123V121L223 122ZM26 124V122H25ZM34 124V123H33ZM53 124V123H52ZM55 124V123H54ZM91 124V123H90ZM121 124V123H120ZM128 124V126L130 125ZM184 124V123H183ZM194 124V123H193ZM253 124V123H252ZM41 125H44L43 123ZM48 125V124H47ZM59 125V124H58ZM76 125V123H75ZM210 125V124H209ZM213 125V124H211ZM217 125V124H215ZM46 126V124H45ZM78 126V125H77ZM86 126V125H85ZM143 125L140 126V128ZM151 126H153L151 128ZM155 126V127H154ZM214 126V125H213ZM34 127V126H33ZM32 127V128H33ZM43 127V126H42ZM48 127V126H47ZM52 127V126H51ZM134 127V126H133ZM146 127V126H145ZM191 127V126H190ZM208 127V124H207ZM207 127L205 128L206 131H209V129L207 130ZM223 127V126H222ZM38 128V127H37ZM45 128V127H44ZM49 128V127H48ZM67 128V127H66ZM138 129V126L135 125V130ZM182 128V127H181ZM214 129H212L208 134L210 137V135H215L216 137L219 136V129H215V126L213 127ZM218 128V127H217ZM39 129V128H38ZM41 129V128H40ZM53 129V128H52ZM75 129V128H74ZM83 129V128H82ZM131 131H135L133 129H131V127L129 128ZM146 129V128H145ZM144 129V130H145ZM158 129V128H157ZM256 129V128H255ZM35 130V129H34ZM50 130V129H48ZM46 130V128L44 129V131H40L36 137L34 138V140H31L29 142H31L32 144L35 145H39V146H49L51 147L53 150H48L51 151L53 154L50 156H47V154H42L41 151L39 152L38 149H34V153H30V156L27 157V162L24 159V163H27L26 165L28 166V168L26 167H20L19 165H21L22 160H20L19 158H16V156H13V152L11 147H6V146H2V144H0V264H94L93 262L98 261V262H107V263H113V264H119V259L115 258L112 255H108L106 253L109 252L108 248V252L105 250V246H103L104 243L110 242L112 244H122V242H124L123 240V235L122 237L121 234L120 236L116 235V229L114 230V228L118 227V222L115 220H113L115 216V212L117 211V209L122 206L123 204H125V202L123 203L124 200L123 197L127 195L128 199L129 196L134 197V195H136V192L139 193L143 187H146L145 183V175H143L142 173L139 172L138 168L139 166L144 167V168H150L151 167V161H143V157L142 154L143 153H139L138 155V151H136L135 149L130 148L129 146H127V144H123L121 142H118L116 140H114L111 136L112 132L108 131H103V132H95L93 134H91L90 136H87L89 134L86 135L85 133L83 134V136L81 137V133L79 134L80 137H77L78 139H73L71 140V137L69 139H64L62 137H58L56 135H51L50 131ZM58 130V129H57ZM66 130V129H65ZM91 130V129H90ZM112 130V129H111ZM142 130V129H141ZM148 130H146L148 132ZM197 130V129H196ZM218 130V131H217ZM222 130V129H221ZM19 131V132H18ZM23 131V130H22ZM27 131V129L25 130V132ZM30 130H28L29 132ZM128 131V130H127ZM130 131V132H131ZM138 131V130H137ZM185 131V130H184ZM187 131V130H186ZM191 131V130H190ZM188 131V132H190ZM200 130H197L196 132L193 131L191 134V136L197 140V139H201L200 135L201 132H198ZM205 131V130H204ZM217 131V132H216ZM252 131V130H251ZM17 132V133H16ZM34 132V131H33ZM61 132V131H60ZM114 132V131H113ZM145 132V131H144ZM145 132V134L147 133ZM181 132V131H180ZM223 132V131H222ZM31 133V131H30ZM64 133V132H63ZM179 133V132H178ZM245 131L244 130H240L238 132L237 137L241 138V137H246L245 135ZM23 134V133H22ZM34 134V133H33ZM53 134V133H52ZM135 134V133H134ZM134 134L132 136V134L129 136V134H127L130 137V141L133 140ZM138 134V133H137ZM149 134V133H148ZM177 134V133H176ZM218 134V136L216 135ZM221 134V132H220ZM234 134V133H233ZM78 135V136H79ZM125 135V134H124ZM190 135V134H189ZM203 135V134H202ZM232 135V134H231ZM234 134V136H236ZM30 136V135H29ZM61 136V135H60ZM66 136V135H65ZM77 136V135H76ZM116 136V135H115ZM183 136V135H182ZM214 136V137H215ZM231 137L229 135H226V138ZM249 136V135H247ZM4 137V136H3ZM34 137V135H33ZM32 137V138H33ZM136 137V136H135ZM145 137V136H144ZM156 137V136H155ZM154 137V138H155ZM190 137V136H189ZM213 137V136H212ZM211 137V138H212ZM18 138V137H17ZM19 138H21L19 136ZM18 138V140H19ZM30 138V137H29ZM137 138V137H136ZM5 139V138H4ZM118 139V138H116ZM178 139V138H177ZM194 139V140H195ZM234 139V138H233ZM231 138H228V140H233ZM17 140V141H18ZM214 140V139H213ZM237 140V139H236ZM5 141V140H4ZM8 141V140H7ZM154 141V140H153ZM173 141V140H172ZM202 141V140H201ZM204 141V140H203ZM256 141V140H255ZM9 142H11L9 140ZM13 142V141H12ZM167 142V141H166ZM195 142V141H194ZM212 142V141H211ZM20 143V141H19ZM142 143V142H141ZM200 143V142H199ZM198 143V144H199ZM207 143V141L205 140L203 142V144L205 145ZM236 143V142H235ZM246 143V142H245ZM251 143V142H250ZM7 144V143H6ZM144 144V143H143ZM149 144V143H148ZM162 144H165L164 142H162ZM173 145V143H171ZM194 144V143H193ZM202 144V145H203ZM215 144V143H214ZM243 144V143H242ZM5 145V144H4ZM14 145V144H12ZM34 145V146H35ZM138 145V144H137ZM146 145V144H145ZM159 145V144H158ZM203 145V146H204ZM231 145V144H230ZM254 147H259L261 149H264V138L260 139L258 142L254 143ZM19 146V145H18ZM163 146V145H162ZM162 146H160V148H162ZM184 146V145H183ZM208 146V145H205ZM204 146V147H205ZM233 146V145H232ZM245 146V145H244ZM31 147H33V145H31ZM36 147V146H35ZM43 147V148H44ZM151 147V146H150ZM163 147H165L164 149H166V145H164ZM203 147V148H204ZM213 147V145H212ZM256 147V148H257ZM14 148V147H13ZM20 148V147H19ZM34 148V147H33ZM50 148V149H51ZM181 148V147H180ZM206 148V147H205ZM232 148V147H231ZM28 149V148H27ZM32 149V148H31ZM146 149V148H145ZM151 149V148H150ZM159 149V147H158ZM198 149V148H197ZM236 149V148H235ZM260 149V150H261ZM14 150V149H13ZM131 151L126 152V151ZM138 150V149H137ZM140 150V149H139ZM167 150V149H166ZM174 150V149H173ZM189 150V149H188ZM199 150V149H198ZM205 150V149H203ZM257 150V149H256ZM26 151V150H25ZM31 151V150H29ZM97 152H102L101 154H108L109 156H111L109 159L110 161H105L103 158H98L96 157V155H91L93 154V152L96 153ZM141 151V150H140ZM146 151V150H145ZM154 151V150H153ZM152 151V152H153ZM158 151V150H157ZM175 151V150H174ZM187 151V150H186ZM221 151V150H220ZM92 152V153H91ZM147 152V151H146ZM205 152V151H204ZM217 152V151H216ZM262 152V151H261ZM17 153V152H16ZM23 153V152H22ZM45 153V152H44ZM50 153V152H49ZM91 153V154H90ZM94 153V154H95ZM136 154V157L138 156L139 158H134L133 159H127L126 156H129L130 154ZM165 153V152H164ZM168 153V152H167ZM12 154V155H11ZM98 154V153H96ZM128 154V155H127ZM203 154V153H202ZM18 155V154H16ZM49 155V154H48ZM162 155V154H161ZM165 155V154H164ZM108 156V157H109ZM131 156V155H130ZM19 157V156H18ZM133 157V155H132ZM156 157V156H155ZM177 157V156H176ZM182 157V156H181ZM195 157V156H194ZM25 158V157H24ZM148 158V157H147ZM22 159V158H21ZM145 159V158H144ZM176 159V158H175ZM184 159V158H183ZM203 159V158H202ZM205 159V158H204ZM167 160V159H166ZM188 160V159H187ZM192 160V159H191ZM182 161V160H181ZM248 161V160H247ZM251 161V160H250ZM166 163V162H165ZM169 163V160H168ZM175 163V162H174ZM255 163V162H254ZM158 164V163H157ZM161 164H163L161 162ZM183 164V163H182ZM185 164V163H184ZM200 164V163H199ZM25 165V164H24ZM23 165V166H24ZM153 165V164H152ZM155 165V164H154ZM153 165V166H154ZM176 165V164H175ZM201 165V164H200ZM19 166V167H18ZM63 166H65L64 168L66 169V167H68V169H64L65 172H62L63 170ZM134 168L133 170H128V171H133L132 173H128L126 172L125 176H122L124 174H121L123 172L124 169H129V167ZM179 166V165H178ZM181 166V165H180ZM197 166V165H196ZM130 167V168H131ZM155 167V166H154ZM153 167V168H154ZM194 167V166H193ZM198 167V166H197ZM179 169V167H176ZM176 169V170H178ZM201 169V168H199ZM198 169V170H199ZM203 169V168H202ZM144 170V169H143ZM148 170V169H147ZM150 170V169H149ZM167 170V169H166ZM250 170V169H249ZM146 171V170H145ZM244 171V170H243ZM253 171V170H252ZM263 171V170H262ZM144 172V171H142ZM170 172V171H169ZM202 172V170H201ZM211 172V170H210ZM177 173V172H176ZM196 173V172H195ZM121 174V175H120ZM190 174V173H189ZM212 174V173H210ZM210 174H206L208 176V178L211 176L214 179L217 177L216 175L218 174H214V175H210ZM230 174V173H229ZM235 174V173H234ZM241 174V173H240ZM249 174V173H248ZM251 174V173H250ZM197 175V174H196ZM199 175V174H198ZM204 175V174H203ZM232 175V174H231ZM238 175V174H237ZM220 176V175H219ZM236 175H233V177ZM240 176V175H239ZM243 176V175H242ZM148 177V176H147ZM165 178H168V184L164 183V182H158V181H151V185L153 186V188L156 190V192L158 193H170L169 191V185L172 184H177V183H181L184 182V177L185 175H173L171 173H168V171H165ZM193 177V176H192ZM202 177V176H200ZM225 177V176H224ZM227 177V176H226ZM232 177V176H231ZM238 177V176H237ZM260 177V176H259ZM151 178V177H150ZM158 178V177H157ZM163 178V177H162ZM186 178V177H185ZM206 178V179H208ZM211 178V179H213ZM239 178V177H238ZM154 179V178H153ZM205 179V178H204ZM218 179V178H217ZM225 179V178H224ZM229 179V178H228ZM234 179V178H232ZM152 180V178H151ZM190 180V179H189ZM210 180V179H209ZM160 181V179H159ZM208 181V180H206ZM205 181V183H206ZM211 181V180H210ZM209 181V182H210ZM236 181V180H235ZM153 182V183H152ZM245 182V181H244ZM243 182V183H244ZM204 183V182H203ZM202 183V185H203ZM204 183V184H205ZM211 183L214 184L213 180L211 181ZM227 183V182H226ZM240 183V182H239ZM241 183V184H243ZM197 184V183H196ZM217 184V183H216ZM240 184V185H241ZM263 184V183H262ZM150 185V183H149ZM194 185V184H193ZM218 185V184H217ZM214 185V186H217ZM224 185V184H223ZM228 185V184H227ZM236 185V184H235ZM244 185V184H243ZM151 186V187H152ZM188 186V185H187ZM208 185H206L207 187ZM219 186V185H218ZM229 186V185H228ZM255 186V185H254ZM192 187V185H191ZM204 187V186H203ZM152 188V189H153ZM190 188V187H189ZM198 188V187H197ZM205 188V187H204ZM219 188V187H218ZM225 188V187H224ZM238 188V187H236ZM235 188V189H236ZM147 189V188H146ZM145 189V191H146ZM171 189V188H170ZM209 189V188H208ZM227 189V188H226ZM243 189V188H242ZM144 190V189H143ZM142 190V191H143ZM187 190V189H186ZM190 190V189H189ZM206 190V189H205ZM141 191V192H142ZM173 191V190H172ZM189 192V191H188ZM208 192V191H206ZM232 192V191H231ZM237 192V191H236ZM182 193V191H181ZM230 193V192H228ZM149 194V193H148ZM147 194V196H148ZM153 194V192H152ZM155 194V192H154ZM173 194V193H172ZM180 194V193H179ZM216 194V192H215ZM139 194H137V197ZM141 195V194H140ZM159 195V194H158ZM161 195V194H160ZM171 195V194H170ZM181 195V194H180ZM155 196V195H154ZM153 196V197H154ZM157 196V195H156ZM173 196V195H172ZM226 196V195H225ZM151 197V196H150ZM152 197V198H153ZM180 197V196H179ZM130 198V199H133ZM144 198V197H143ZM225 198V197H224ZM127 199V200H128ZM129 199V200H130ZM147 199H149L147 197ZM178 199V198H177ZM126 200V201H127ZM128 200V201H129ZM145 200V198H144ZM151 200V199H150ZM148 200V202H146L148 208H152L153 206L155 207V201L153 200ZM242 200V199H240ZM132 201V200H131ZM173 201V200H172ZM251 201V200H250ZM155 202V203H154ZM199 202V201H198ZM210 201L207 202V204ZM212 202V201H211ZM241 202V201H240ZM127 203V202H126ZM132 203V202H130ZM134 203V202H133ZM143 203V202H142ZM204 203V202H203ZM237 203V202H236ZM129 204V202H128ZM202 204V203H201ZM206 206V203H204ZM130 205V204H129ZM134 205V204H133ZM200 205V204H198ZM209 208L213 211H217V212H221L223 210L226 209V205L225 203L222 202H212L209 203ZM208 205L206 207H208ZM250 205V204H249ZM259 205V204H258ZM124 206V205H123ZM201 206V205H200ZM204 206V207H205ZM136 207V206H135ZM139 207V205H138ZM153 207V208H154ZM164 207V206H163ZM199 207V206H194ZM203 207V204H202ZM201 207V208H202ZM205 207V210H206ZM256 207V206H255ZM258 207V206H257ZM122 208V207H121ZM120 208V209H121ZM131 208V207H130ZM152 208V209H153ZM168 208V207H167ZM166 208V209H167ZM199 208V210L201 209ZM238 208V207H237ZM129 209V208H128ZM169 209V208H168ZM198 211V208H196ZM209 209V210H210ZM230 209V208H229ZM241 209V208H240ZM239 209V210H240ZM122 210H125L122 208ZM130 210V209H129ZM139 210V209H138ZM156 210V209H155ZM164 210V208L162 209ZM187 210V209H186ZM208 210V208H207ZM231 210V209H230ZM238 210V209H237ZM242 210V209H241ZM240 210V211H241ZM249 210V209H248ZM118 211H120L118 209ZM117 211V212H118ZM193 211V210H192ZM228 211V210H227ZM239 211V212H240ZM168 212V211H167ZM194 212V211H193ZM202 212V211H201ZM233 212H236L233 211ZM238 212V213H239ZM243 214L246 215L248 214L247 210L245 208H243L242 210ZM241 212V213H242ZM127 213V212H126ZM136 213V212H135ZM140 213V212H139ZM163 213V211H162ZM173 213V212H172ZM176 213V212H175ZM182 213V212H181ZM180 213V214H181ZM197 213V212H196ZM211 213V211H210ZM224 213V212H222ZM227 213V212H226ZM134 214V213H133ZM167 214V213H166ZM165 214V215H166ZM178 214V212H177ZM200 214V213H199ZM207 214V213H206ZM218 214V213H217ZM240 214V213H239ZM118 215V214H117ZM179 215V214H178ZM142 216V215H141ZM147 216V215H145ZM154 216V215H153ZM167 216V215H166ZM169 216V215H168ZM189 216V215H188ZM191 216V215H190ZM197 216V215H196ZM203 216V215H202ZM207 216V215H206ZM238 216V215H237ZM120 217V216H119ZM140 217V216H139ZM162 217V216H161ZM204 217V216H203ZM214 218V216H212ZM148 218V217H147ZM150 218V217H149ZM166 217H164L165 220ZM182 218V217H181ZM216 218V217H215ZM224 218V217H223ZM249 218V217H248ZM118 219V218H117ZM134 219V218H133ZM160 219V218H159ZM163 219V217H162ZM161 219V220H162ZM168 219V217H167ZM172 219V218H171ZM176 219V218H173ZM201 219V218H200ZM121 220V219H120ZM119 220V221H120ZM143 220V219H142ZM149 221V220H148ZM155 221V220H154ZM163 221V220H162ZM168 221V220H167ZM202 221V220H201ZM129 222V221H128ZM172 222V221H170ZM199 222V220H198ZM102 223H104L106 225V227H102L103 225H101ZM121 223V221H120ZM132 223V222H131ZM135 223V222H134ZM146 223V222H145ZM156 223V222H155ZM176 223V222H175ZM175 223H173L175 225ZM153 224V223H152ZM150 223V225H152ZM158 224V223H157ZM125 225V224H124ZM133 225V224H132ZM148 225V224H147ZM146 225V226H147ZM163 225V224H162ZM230 225V224H229ZM131 226V225H130ZM141 226V225H140ZM139 224L134 225V227H132V232L133 233H139V231H142L145 227H140ZM144 226V224L142 225ZM148 227V226H147ZM146 227V228H147ZM121 228V227H120ZM149 228V227H148ZM159 228V227H158ZM214 228V227H213ZM113 229L114 232L111 230ZM150 229V228H149ZM179 229V228H178ZM198 229V228H197ZM124 230V228H123ZM129 230V229H128ZM190 230V229H189ZM154 231V230H153ZM152 231V232H153ZM122 232V231H121ZM145 232V230H144ZM156 232V230H155ZM234 232V231H233ZM119 233V232H118ZM167 233V232H166ZM202 233V232H201ZM128 234V233H127ZM156 234V233H155ZM129 235V234H128ZM195 235V234H194ZM127 236V235H126ZM181 236V235H180ZM140 237V235H139ZM146 237V236H145ZM151 237V236H150ZM127 238V237H126ZM134 238V236H133ZM153 238V237H152ZM181 238V237H180ZM264 238V237H263ZM129 239V238H128ZM131 239V238H130ZM136 239V238H135ZM212 239V238H210ZM147 240V239H146ZM180 240V239H178ZM193 240V239H192ZM199 241V239H197ZM201 240V239H200ZM208 240V239H207ZM134 241V240H133ZM161 241V240H160ZM174 241L176 242V239H170L166 242L162 241L160 242L161 244L158 243V245L151 246L149 249L152 250V254H155L153 252H158V251H163L167 250L168 247H173V246H177V241L176 243H174ZM196 241V240H195ZM219 241V240H218ZM226 242V246H237L238 242L234 240H229V239H225L222 240ZM191 242V241H188ZM207 242V241H206ZM243 242V241H242ZM128 243V242H127ZM147 243V242H146ZM151 243V242H149ZM155 243V242H154ZM183 243V242H181ZM196 243V242H195ZM180 244V242H179ZM192 244V243H191ZM212 244V243H211ZM224 244V243H223ZM130 245V244H129ZM133 245V244H132ZM183 245V244H181ZM187 245V244H186ZM193 245V244H192ZM199 245V243H198ZM197 247L199 248L200 246ZM202 245V244H200ZM204 245V244H203ZM240 245V244H239ZM244 245V244H241ZM135 246V245H134ZM137 246V245H136ZM142 246V245H141ZM205 246H201L203 249V247ZM230 246V247H231ZM253 246V245H252ZM263 246V245H262ZM130 247V246H129ZM182 247V246H181ZM192 247V246H191ZM209 247V246H208ZM207 247V248H208ZM259 247V246H258ZM134 248V247H133ZM166 248V249H165ZM221 248V247H220ZM225 248V247H224ZM237 248V247H236ZM263 248V247H262ZM136 249V248H135ZM138 249V248H137ZM148 249V250H149ZM212 249V248H211ZM210 249V250H211ZM228 249V248H227ZM238 249V248H237ZM115 250V249H114ZM120 250V249H119ZM124 250V249H123ZM127 250V249H126ZM171 250V249H170ZM173 250V249H172ZM175 250V249H174ZM204 250V249H203ZM239 250V249H238ZM237 250V251H238ZM257 250V249H256ZM106 251V252H105ZM136 251V250H135ZM180 251V250H179ZM213 251V250H212ZM229 251V250H228ZM114 252V251H113ZM118 252V251H117ZM127 252V251H126ZM144 252V251H143ZM151 253V251H149ZM191 252V251H190ZM196 252V251H195ZM217 252V251H216ZM224 252V251H223ZM236 252V251H235ZM112 253V252H111ZM116 253V252H115ZM129 253V252H128ZM134 253V251H133ZM183 253V252H182ZM230 253V252H229ZM121 254V253H120ZM125 254V253H124ZM136 254V253H135ZM160 254L161 253H157ZM216 254V253H215ZM142 255V254H140ZM147 255V254H146ZM149 255V254H148ZM147 255V256H148ZM159 255V256H160ZM163 255V254H162ZM118 256V255H117ZM130 256V255H128ZM158 256V257H159ZM155 257V256H153ZM161 257V256H160ZM167 257V256H166ZM220 257V256H219ZM130 258V257H129ZM133 258H135L133 256ZM150 258V257H149ZM177 258V257H176ZM197 258V257H196ZM202 258V257H201ZM222 258V257H221ZM227 258V257H226ZM231 258V257H230ZM140 259V258H139ZM142 259V257H141ZM152 259V258H151ZM175 259V258H174ZM229 259V258H228ZM263 259V258H262ZM137 260V259H136ZM148 260V259H147ZM157 261V259H155ZM227 260V259H226ZM264 260V259H263ZM111 261V262H110ZM120 261H122L120 259ZM135 261V260H133ZM132 261V262H133ZM259 261V259H258ZM97 262V263H98ZM123 262V261H122ZM140 262V261H139ZM144 262V261H143ZM154 262V261H153ZM121 263V262H120ZM125 263V262H124ZM121 263V264H124ZM128 263V262H127ZM125 263V264H127ZM136 263V262H134ZM145 263V262H144ZM130 264V262H129ZM242 264V263H241Z\"/></svg>",
	"mask_w": 264,
	"mask_h": 264
}]
</instances>
